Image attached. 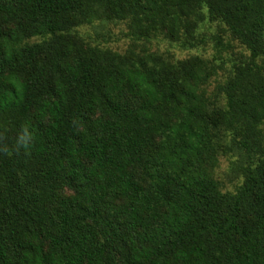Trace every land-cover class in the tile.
I'll use <instances>...</instances> for the list:
<instances>
[{
	"label": "trees",
	"instance_id": "1",
	"mask_svg": "<svg viewBox=\"0 0 264 264\" xmlns=\"http://www.w3.org/2000/svg\"><path fill=\"white\" fill-rule=\"evenodd\" d=\"M206 21L247 54L135 45ZM98 22L132 44L78 33ZM0 264H264V0H0Z\"/></svg>",
	"mask_w": 264,
	"mask_h": 264
},
{
	"label": "rangeland",
	"instance_id": "2",
	"mask_svg": "<svg viewBox=\"0 0 264 264\" xmlns=\"http://www.w3.org/2000/svg\"><path fill=\"white\" fill-rule=\"evenodd\" d=\"M201 34L205 36V44L192 49H181L161 39L152 40L148 43L138 41L135 43L137 50L146 46L151 51L170 54L176 59H184L192 55L203 58H211L215 51H220L224 58L237 59L240 53L247 54L237 41L230 39L223 27L217 23L204 22L200 28ZM78 33L86 41L93 45L109 48L113 51L123 53L132 41L128 35L127 28L121 22L94 23L78 29ZM220 44L216 43V39ZM37 39H32L35 41ZM230 64H226L223 70L218 72L216 78L211 81V87L216 82L222 81ZM218 166L215 169V177L221 183L223 190L234 191L241 182V163L236 154L219 156Z\"/></svg>",
	"mask_w": 264,
	"mask_h": 264
}]
</instances>
